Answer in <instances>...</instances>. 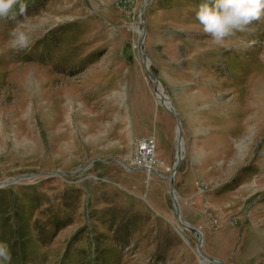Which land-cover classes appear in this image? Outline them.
I'll list each match as a JSON object with an SVG mask.
<instances>
[{
	"label": "rangeland",
	"instance_id": "rangeland-1",
	"mask_svg": "<svg viewBox=\"0 0 264 264\" xmlns=\"http://www.w3.org/2000/svg\"><path fill=\"white\" fill-rule=\"evenodd\" d=\"M145 2L0 0V264H201L142 31L181 219L264 264V0Z\"/></svg>",
	"mask_w": 264,
	"mask_h": 264
},
{
	"label": "water",
	"instance_id": "water-1",
	"mask_svg": "<svg viewBox=\"0 0 264 264\" xmlns=\"http://www.w3.org/2000/svg\"><path fill=\"white\" fill-rule=\"evenodd\" d=\"M150 0H146V2L143 4L142 8H141V18H142V25L144 26V11H145V8L146 6L148 5ZM144 33L145 31H142V34H141V39L139 41V44H138V49L141 51L142 53V61H143V64L144 66L146 67V71L147 73L149 74V77L152 79V81L154 82V85H155V93L159 92V86H160V80L158 78V76L156 74H154L151 70H150V64H149V59L147 57V55L144 53V51H142V48H141V44L143 42V37H144ZM164 99V98H163ZM161 100V103L163 105V107L169 112L171 113L172 115H174L177 119V153H176V161H175V164H174V167H173V171H172V174L170 176H168L169 180H170V184H169V187H170V193L171 195L173 194V190H174V181H175V175H176V172L179 168V165L182 161V158H183V155H184V139H183V128H182V123H181V118H180V115L178 114V111L174 108L173 104L172 105H166L165 104V101L164 100ZM168 99H170L168 97ZM171 101V99H170ZM55 173H50L49 176H52L54 175ZM11 182L9 180H5L3 182H0V187L2 185H8L10 184ZM175 210H176V214H177V217H178V221H179V224L180 226H183V227H186L188 229H190L191 231H194V232H197L198 233V228H195L193 226H191L190 224L186 223L185 221H182L180 220V215H181V210H180V206H179V203L176 202L175 204ZM207 257L209 259H212L213 261L216 260L215 258H212V257H209V255H207ZM222 264H225L224 262Z\"/></svg>",
	"mask_w": 264,
	"mask_h": 264
},
{
	"label": "bare ground",
	"instance_id": "bare-ground-1",
	"mask_svg": "<svg viewBox=\"0 0 264 264\" xmlns=\"http://www.w3.org/2000/svg\"><path fill=\"white\" fill-rule=\"evenodd\" d=\"M28 87V86H27ZM160 87V86H159ZM260 89H262V86L260 87ZM260 91V90H259ZM263 93H264V91H263ZM156 94H158V96L156 95V97H157V99H158V103H160L161 105H162V103H161V100L163 99L164 101H165V104L166 105H171V103H170V101L167 99V97H165V95L159 90V92H157ZM263 95L264 94H262L261 96H262V98H263ZM258 96V95H257ZM141 146H145V147H147V144L146 143H144V144H142ZM147 166V165H146ZM173 194L171 195L172 196V199H173V201H174V207H175V204H176V202H178L177 200H178V197H177V195L175 194V192H174V190H173V192H172ZM175 196V197H174ZM177 200H176V199ZM177 213V212H176ZM176 217H177V214H176ZM180 220H182L181 219V215H180ZM177 221H178V217H177ZM183 221V220H182ZM179 222V221H178ZM182 227V226H181ZM184 228H186V227H184ZM198 233L200 234V241H199V251H200V253L203 255V257L205 258H202V261H201V264H209V261L210 262H213V263H216V264H222L223 263V261H221L220 259H218V258H216V257H212V258H215L216 260H212V259H209L208 257H207V255L203 252V250H202V246H201V242H202V234H201V232L199 231V229H198ZM197 247V248H198ZM198 253V252H197ZM199 254V253H198ZM200 255V254H199ZM202 255H200V257H202ZM209 257H211V256H209ZM201 259V258H200ZM208 260V261H207Z\"/></svg>",
	"mask_w": 264,
	"mask_h": 264
}]
</instances>
